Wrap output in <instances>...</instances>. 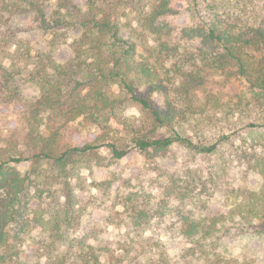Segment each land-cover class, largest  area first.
Masks as SVG:
<instances>
[{"label":"trees","instance_id":"obj_1","mask_svg":"<svg viewBox=\"0 0 264 264\" xmlns=\"http://www.w3.org/2000/svg\"><path fill=\"white\" fill-rule=\"evenodd\" d=\"M180 13L191 20L182 30L187 42L196 43L190 49L171 44V29L164 21ZM128 14L136 16L139 30L151 35L154 47L148 49L123 36L119 18ZM26 19L53 38L66 31L76 33L70 44L72 55L63 63L40 49L33 54L35 65L28 80L39 95L32 100L22 98L16 81L22 73L18 51L23 43L14 30ZM4 28L10 37H4ZM24 52L25 58L32 57L30 50ZM236 79L247 84L248 96L236 95L233 105L227 106L228 114L247 116L257 110L258 116L263 115L264 0H0V104L12 116L19 113L17 117L25 123L19 140H8L9 148L0 139V264H40L22 258L27 257L25 247L21 249L25 228L34 223L40 228L36 250L42 246L51 253L44 264H102L82 237L70 242L68 233L76 231L78 217L68 170L90 161L107 166L128 151L105 145L102 134L82 138L73 131L71 143L63 141L78 118L103 131L117 104L105 90L114 82L149 120L150 127L132 137V146L151 162L160 163L166 180L161 185L160 204L165 208L180 205L178 234L190 245L186 258L229 264L221 256V232L232 221L243 234L263 239L264 154L251 146L238 155L246 162L244 175H257L259 184L249 189L234 184L226 195L238 201L234 209L226 206L231 212L215 213L203 200L206 189L215 183L214 175L172 170L177 160L171 153L174 145L206 155L217 147L205 146L203 141L224 105L213 94H206L201 105L195 106L189 94L210 83ZM155 94L160 103L154 100ZM187 129L192 135H186ZM263 132L260 136L264 138ZM221 136L227 138L224 133ZM103 147L110 152L109 158L98 152ZM25 163L36 168L31 172L34 179L17 168ZM107 185L105 181L95 183L98 191ZM32 189L39 200L48 199L45 206L40 203L30 209ZM130 210L149 226V212H137L134 205ZM156 248L157 262L171 264L162 248ZM106 264H120V260L110 253Z\"/></svg>","mask_w":264,"mask_h":264},{"label":"rangeland","instance_id":"obj_2","mask_svg":"<svg viewBox=\"0 0 264 264\" xmlns=\"http://www.w3.org/2000/svg\"><path fill=\"white\" fill-rule=\"evenodd\" d=\"M119 21L125 38L138 42L148 49L154 47L151 35L139 30L135 15H122ZM164 21L171 29L172 45L187 49L196 46L195 42H187L182 36V30L191 24L186 13L167 17ZM16 25L18 28H15L14 35L23 43L18 51L20 57L18 63L22 73L16 81H19L21 86L22 98L32 100L39 95L37 87L28 80L29 72L35 65L33 54L40 49L50 53L55 62L63 63L72 55L70 44L76 33L66 31L64 35L53 38L52 35L37 30L29 19L19 21ZM4 37H10L5 34V28ZM24 49L30 50L32 57L25 58L27 52H24ZM247 88L246 83L236 79L229 82L217 81L210 83L206 88L193 90L189 95L195 106L201 105L206 94H213L224 105L216 113L217 119L213 118L214 126H210L211 130L205 133L203 141L205 146L216 144V151L206 155L177 145L171 150L172 156L177 158L176 162L172 163V170L201 171L205 175H214L215 183L206 189L203 200H207L210 209L215 213L231 212L227 208L229 206L232 209L238 207L237 200L226 197L234 184L245 185L248 189L259 184L257 175L251 172L244 175L246 162L239 160L238 155L243 154L244 150L248 151L251 146L260 151L259 154H264V138L260 136L264 131L262 127L264 114L258 116V111L255 110L247 116H240L238 113L228 114L227 109V106L233 105L236 95L248 96ZM105 90L109 98L116 100L117 104L111 120L107 122L103 131L78 118L71 124L70 131L66 132L63 143H71L70 137L73 131L82 138L102 134L105 145L112 144L128 152L124 158L112 164L108 162L107 164L110 165L106 164L107 166H97L90 161L76 163L68 170V181L73 191L78 217L76 231L71 230L68 233L70 242L82 237L84 245H91L96 250L102 264L108 262L110 253L119 258L120 264H160L157 262L159 254L156 245L160 246L171 259V264H206L195 257L186 258L188 253L185 249L190 245L178 234L177 211L180 210V205L165 208L160 204L163 197L161 185L166 181L160 163L151 162L149 156L133 149L131 139L136 132L150 127L148 118L140 106L132 102L121 90L118 82L109 84ZM153 98L160 103V96L155 94ZM3 106L0 104V139L4 138V147L9 148L8 140H19L25 123L17 117L19 113L12 116L11 111ZM250 125H255L256 129L251 128ZM221 133L227 138H222ZM186 135H192V132L187 129ZM98 152L107 158L111 155L107 147L99 149ZM12 154L17 156L14 150ZM17 168L23 175L33 173L36 169L31 163H25ZM32 173L30 178L34 179ZM243 177L246 179L243 180ZM103 181L108 182L106 190L98 191L95 183ZM48 191L47 189V193ZM45 195L44 193L42 198ZM30 196V209H34L35 204L40 203L45 206L48 201L46 198L39 200L33 189L30 191ZM128 197L132 199L131 202L126 200ZM131 205L135 206L137 212H149L151 217L149 226L138 220V215L132 216ZM160 210L163 212V218H160ZM155 211L158 213L156 214ZM32 218L33 214H30V222ZM224 229L221 232L224 250H220H223L221 256L226 258L225 261H230L229 264H264V238L243 234L238 224L233 221L227 223ZM25 230L21 249L25 247L27 257L23 255L22 258L29 262L46 263L51 253L42 246L36 250L40 228L34 223Z\"/></svg>","mask_w":264,"mask_h":264}]
</instances>
